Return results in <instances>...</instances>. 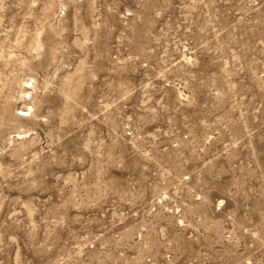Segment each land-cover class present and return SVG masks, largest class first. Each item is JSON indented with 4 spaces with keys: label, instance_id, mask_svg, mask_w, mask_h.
<instances>
[{
    "label": "rangeland",
    "instance_id": "1",
    "mask_svg": "<svg viewBox=\"0 0 264 264\" xmlns=\"http://www.w3.org/2000/svg\"><path fill=\"white\" fill-rule=\"evenodd\" d=\"M0 264H264V0H0Z\"/></svg>",
    "mask_w": 264,
    "mask_h": 264
},
{
    "label": "bare ground",
    "instance_id": "2",
    "mask_svg": "<svg viewBox=\"0 0 264 264\" xmlns=\"http://www.w3.org/2000/svg\"><path fill=\"white\" fill-rule=\"evenodd\" d=\"M28 92H29V91H28ZM28 92H27V93H28ZM25 96H26V91H25ZM23 112H24V110H23ZM24 114H28V112H25Z\"/></svg>",
    "mask_w": 264,
    "mask_h": 264
}]
</instances>
